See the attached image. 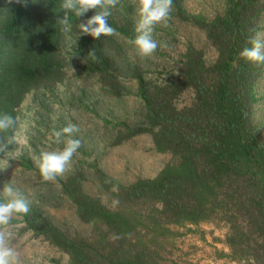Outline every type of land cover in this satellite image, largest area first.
I'll use <instances>...</instances> for the list:
<instances>
[{
  "label": "trees",
  "instance_id": "trees-1",
  "mask_svg": "<svg viewBox=\"0 0 264 264\" xmlns=\"http://www.w3.org/2000/svg\"><path fill=\"white\" fill-rule=\"evenodd\" d=\"M0 0V114H14L25 92L50 78L64 0ZM181 21L206 32L218 52L207 64L203 49L190 45L182 75L164 82L136 71L138 93L145 103L143 121L116 143L140 134L153 137L157 152L171 154L155 177L139 178L113 189L104 171L96 170L100 185L116 208L85 192L83 173L62 182L63 193L77 208L79 219L93 228L71 235L39 207L24 215L27 227L69 256L68 264H169L167 253L191 225L215 221L228 225L221 253L242 264H264V137L252 120L254 87L260 63L240 57L260 29L264 0H227L225 12L212 19L186 13L173 0ZM89 10L81 22L91 17ZM76 47L88 74L117 96L122 90L102 36L84 35L72 11ZM2 18V17H1ZM5 46L10 51L4 53ZM192 90L194 101L179 107L176 100ZM0 132V143L13 134Z\"/></svg>",
  "mask_w": 264,
  "mask_h": 264
},
{
  "label": "rangeland",
  "instance_id": "rangeland-1",
  "mask_svg": "<svg viewBox=\"0 0 264 264\" xmlns=\"http://www.w3.org/2000/svg\"><path fill=\"white\" fill-rule=\"evenodd\" d=\"M179 2L186 13L208 19L223 14L227 8V0ZM134 3L135 0H116L115 5L110 6L108 0H104L111 13L108 23L116 30L114 34L104 36V40L122 95L111 92L100 80V75L85 71L84 60L76 47V29L69 20V10L67 25H61L56 44L54 73L19 98L15 113L11 114L16 121L13 134L0 143V201L9 199L3 194V186L11 185L30 203V208L39 207L71 235L88 234L93 225L79 219L76 206L63 193L62 182L68 176L83 173L85 192L116 208L111 194L100 185L97 169L104 171L113 183V189L117 190L139 178L155 177L172 160L171 154L156 151L150 134L116 143L145 116L136 71L149 80H177L182 75L190 45L203 49L207 64H212L218 56L206 32L192 22L181 21L173 5L167 22L154 26L152 37L158 45L156 51L148 57L138 56L129 43L137 35ZM102 10L97 7V12ZM2 20L3 16H0V27ZM258 34L264 39V11ZM0 41H3L2 36ZM9 51L10 46H5L4 53ZM260 64L262 72L254 87L252 120L264 137V63ZM193 101L194 93L189 90L176 103L184 107ZM69 124L76 127L74 138L80 140L81 146L62 175L53 181H44L33 157L42 151L62 149L65 138L56 143L52 133ZM24 215L14 214L7 226L0 225V231L11 233L8 244L17 253V264H68L69 256L30 230ZM191 227V230L181 228L186 234L174 240L167 253L169 264H242L221 256V253L230 251L225 242L229 230L227 224L207 221Z\"/></svg>",
  "mask_w": 264,
  "mask_h": 264
},
{
  "label": "clouds",
  "instance_id": "clouds-1",
  "mask_svg": "<svg viewBox=\"0 0 264 264\" xmlns=\"http://www.w3.org/2000/svg\"><path fill=\"white\" fill-rule=\"evenodd\" d=\"M116 0H108V5L114 6ZM173 0H135V33L134 39L129 43L133 46L136 54L140 57L151 56L157 49V42L153 39L154 26L158 23H166L170 16ZM101 7L102 11L94 14L81 22V18L89 10ZM63 10L62 18H57L61 25H67V11H72L80 19L79 29L82 36L87 35L93 40H99L102 36H110L115 29L108 23L110 11L105 6L104 0H64L60 5ZM65 30H67L65 28ZM250 47H245L239 53L245 60L264 63V39L259 34L250 39ZM14 117L8 114H0V132L6 131L15 125ZM76 127L69 124L59 131L53 130V138L56 143L63 140L64 147L58 150L42 151L33 157L34 164L44 181H53L62 175L81 146L79 139L74 138ZM3 194L9 199L0 201V225L7 226L14 214H28L30 203L23 195L11 185L3 186ZM11 233L0 231V264H17V253L9 246L8 241Z\"/></svg>",
  "mask_w": 264,
  "mask_h": 264
}]
</instances>
